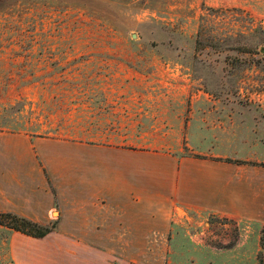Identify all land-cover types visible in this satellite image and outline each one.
<instances>
[{
	"label": "crops",
	"instance_id": "obj_1",
	"mask_svg": "<svg viewBox=\"0 0 264 264\" xmlns=\"http://www.w3.org/2000/svg\"><path fill=\"white\" fill-rule=\"evenodd\" d=\"M126 68L45 82L42 137L0 150V212L43 225L58 207L44 237L10 229L13 264H164L175 207L229 216L255 199L264 168L234 160L264 155V107Z\"/></svg>",
	"mask_w": 264,
	"mask_h": 264
},
{
	"label": "rangeland",
	"instance_id": "obj_2",
	"mask_svg": "<svg viewBox=\"0 0 264 264\" xmlns=\"http://www.w3.org/2000/svg\"><path fill=\"white\" fill-rule=\"evenodd\" d=\"M126 67L127 77L190 81L193 91L262 108L264 0H0V150L42 137L45 82ZM256 154L234 161L264 168ZM254 186L245 214L175 207L164 264H264V174ZM10 234L0 225V264H13Z\"/></svg>",
	"mask_w": 264,
	"mask_h": 264
},
{
	"label": "trees",
	"instance_id": "obj_3",
	"mask_svg": "<svg viewBox=\"0 0 264 264\" xmlns=\"http://www.w3.org/2000/svg\"><path fill=\"white\" fill-rule=\"evenodd\" d=\"M0 225L31 237L41 238L55 229L56 222L54 221L51 225H42L12 212H1Z\"/></svg>",
	"mask_w": 264,
	"mask_h": 264
}]
</instances>
